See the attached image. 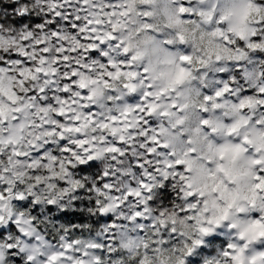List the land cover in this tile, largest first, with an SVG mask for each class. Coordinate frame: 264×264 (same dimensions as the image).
Wrapping results in <instances>:
<instances>
[{
  "label": "clouds",
  "instance_id": "obj_1",
  "mask_svg": "<svg viewBox=\"0 0 264 264\" xmlns=\"http://www.w3.org/2000/svg\"><path fill=\"white\" fill-rule=\"evenodd\" d=\"M193 6L204 15L180 17L170 0H126L123 8L135 24L128 28L121 24L115 31L111 24L93 25L109 44L106 32L118 39L128 37L129 54L142 53L135 61L140 77L147 68L155 91L164 90L165 95L177 97L178 105H186L178 115L187 119L175 129L168 122H176L177 116L172 115L176 110L157 108L150 127L168 147L157 148L149 160L143 150L147 144L142 143L145 129L135 112L145 91L141 79L134 81L119 70L110 77L100 57L93 59L88 51L89 44L96 42L85 40L86 34L74 30L65 16H55V11L63 14L66 8L52 9L51 0H0V61L4 62L0 106L5 114L0 116V264H230L223 256L227 247L212 243L225 230L234 236L228 245L238 241L241 233L245 237L234 250L238 259L231 264H252L254 259L255 264H264V258L253 253V249L264 252L260 247L264 236L259 235L264 227L253 228L246 222V216L259 214L260 202L245 214L237 212L246 204L245 197L251 199L257 167L251 161L264 156V0H193ZM71 7L70 14L80 15L82 26L87 24L85 16L112 23L126 19L103 15L107 0H89L84 12L76 4ZM142 10L153 13L149 19L154 31L140 27ZM42 27L46 33L59 31L61 39L47 37L51 52L47 63L39 65L47 75L34 71L32 80L26 74L25 88L11 62L23 60L19 54L26 48V34L43 38ZM164 39L173 43H159ZM58 44L68 49L67 67L57 63ZM181 47L190 53L171 50ZM181 55H189L192 63H182ZM177 65L188 75L179 74ZM71 71L78 72L68 85H74L75 91L59 108L41 106L28 97L30 91L53 85L63 91L64 76ZM221 76L229 78L227 83L236 92L218 99L206 94ZM81 95L86 98L81 100ZM207 96L213 97L211 105ZM205 107L207 114L201 111ZM165 111L169 115L161 114ZM59 112H64L63 123L57 120ZM205 116L224 125L209 137L212 151L209 141L197 143L212 157V164L192 159L184 172L168 169L172 157L165 153L175 151L176 158H183L187 147L183 141L188 133L180 136L181 127L195 129ZM233 127L237 130L230 132ZM237 144L245 150L235 151ZM216 148L226 150L225 160L216 159ZM141 161L147 167L138 170ZM217 163L232 174L248 173L239 181V198L228 219L219 224L209 223L224 213L213 208L214 181L206 171ZM149 168L157 170L149 172ZM187 192L203 194L208 212L203 213L199 201L193 207Z\"/></svg>",
  "mask_w": 264,
  "mask_h": 264
},
{
  "label": "snow or ice",
  "instance_id": "obj_2",
  "mask_svg": "<svg viewBox=\"0 0 264 264\" xmlns=\"http://www.w3.org/2000/svg\"><path fill=\"white\" fill-rule=\"evenodd\" d=\"M89 0H51V7L52 9H57L58 7H64L67 9L65 13H61L60 11H55L56 17H61L62 15L66 17L65 22L70 23L74 30L80 31L81 33L86 34L84 36L85 40L88 41H95L96 44L99 45V48L96 47V44H89L88 51L92 53L93 59L95 57H100L101 62L108 67L109 72L108 75L111 77L112 73L114 71L119 70L121 74L127 75L129 78L136 81L138 78L142 81V87L145 89L144 92H142L141 96L138 97L140 100V103L136 106L135 112L138 116V122L141 123L144 126L145 133L144 138L142 139V143L147 144V148L143 149L148 155L149 160L152 159L153 153L156 152L157 148H159L161 151L166 149L168 145L166 143H162L159 138V133L156 132L154 128H151L150 125L153 123L152 116L154 113H156L157 108L161 106H166L171 109H175L176 112L172 113V115L177 116V120L175 123H173L171 120H169V125L172 129H175L177 125H183L184 121L187 119V116L179 117V113L184 112L186 105H178L176 102L177 97L165 95L164 90L155 91L153 88V77L148 76V69H144L145 75L143 77H140V74L137 71V66L135 64V61L139 58L142 53H137L136 55H130V46L125 44V40L128 39V37H122L117 38L112 34V32H106L108 40H111L112 43H107L104 39H102L99 35H97L98 31H101L99 27H93L95 24L96 26H100L102 24H111L112 31H115L117 27H119L121 24L125 28H128L130 24H135V21L131 20L129 17V11L127 9H124L123 6L126 2V0H107V8L108 10L103 13V15H109L110 16H121V21H117L116 23H112L111 19L107 21H101L99 19H91L88 16H85V19L87 20L86 25H81V16L76 15L72 16L70 13L72 11V5L76 4L79 8L80 12H84L85 9L88 6ZM148 2V0H146ZM172 4L175 5V12L180 16L184 18H190L195 15H201L203 16V12H199L197 8L193 6V0H170ZM26 10L21 9L20 13L24 14ZM143 17V20L140 23V27L145 31H154L153 25L150 23V17L153 15L151 11L148 10H142L141 13H139ZM59 22V21H57ZM181 21H177V23H180ZM188 22H191L190 20ZM40 33L43 34V38L39 35H34L32 33H28L24 36V40L27 41L26 48L23 52H21L19 55L23 57V60L17 59L15 61H12L11 63L14 64L19 69V78L20 83L27 88V85L24 84V80L22 79L27 74L31 77L32 80L36 79V76L33 75V72L40 73L42 75H47L43 72V69L39 67L40 64H46L47 60L49 58L51 50L47 47L46 40L49 35H52L56 38L57 41L61 39V33L59 31L55 33H46L44 28L42 27L40 30ZM131 31V29H129ZM178 39L182 42L184 37L180 35ZM159 43L162 44H172L173 40L171 39H164L159 41ZM56 58L57 63L59 64L61 61L63 62L64 66L67 67L69 64V55H68V49L60 47L59 44L56 49ZM180 61L182 63L191 64L192 59L189 55H181L179 57ZM4 62L0 61V65H3ZM77 67H79L77 65ZM178 73L181 75H188L186 70L183 67H180L177 65ZM70 70V69H69ZM78 72L71 71L70 75L64 76V86L63 91H60V89L55 88L53 85V88H40L38 90H33L28 93V97L31 99H35L41 103V106H47L52 105L53 107L59 108L61 102H67L69 97L72 95V93L75 91V86L73 85L72 88H69L68 85H72V82L77 79ZM81 88L84 87L83 84L80 85ZM127 87V86H126ZM135 89L133 88V91ZM37 91L39 92V95H37ZM172 91H175L174 89ZM52 92H58L59 95H50ZM236 92V89H234L232 84L226 83L221 90H218L215 92V98H219L222 95L229 94L232 95ZM179 93H177V96ZM163 97V98H162ZM86 97L81 95L80 99L83 100ZM9 99H12V96H9ZM213 97L207 96L206 102L211 105ZM219 107V105H216ZM201 111L205 114L208 113V108H202ZM162 115H169L167 111L161 113ZM3 106H0V116H4ZM63 117L64 112H59L57 115V120L60 123H63ZM6 118V117H5ZM162 123V122H161ZM224 127V125L214 124V122L210 118L202 117L199 120V124L195 129H184L181 127L179 135L184 136L186 133L187 139L183 141V143L187 146L185 151L182 153L183 158H176V153L173 151L172 153H165V155H170L172 157V160L170 163H167V168L172 169L175 167V170L177 174L185 171V166L190 165V162L192 159L195 160H202L205 164H212V157L206 156L204 152H202L198 146L197 143L200 139H203L205 141H209V137L214 136L217 134L220 128ZM237 129L236 127L231 128L230 132H235ZM195 137V138H194ZM244 144L248 143V140L245 138L243 141ZM208 149L209 151H212L213 144L211 141L208 142ZM234 150L239 152L242 150H245L242 148V145L237 144L234 147ZM71 149H65V152H69ZM259 151V150H257ZM225 152L226 150L223 148H216L215 152L213 153L217 160L223 161L225 160ZM187 158V159H186ZM159 163V161H157ZM251 163L255 164L256 167V174L253 177V180L255 181L254 184L250 186V192H251V199L248 197H245V200L247 201L246 204L243 207L237 208V212L241 214H245L246 210L251 208H257V201L260 202L259 204V214H253L251 216H246V222L249 224L250 227H264V156H258L255 159L251 161ZM142 167H147V165L143 164V161L140 162L138 165V170ZM156 168H149V172H155ZM191 167H187V171L191 172ZM211 179L214 181V183L211 186V192L214 195V199L212 201L213 208L217 210L218 212L224 213V215L220 217L213 216L212 220L209 221V223H212L215 221L217 224H219L220 220H227L228 219V212L230 209H232L235 206L236 200L239 198V189L238 184L240 179L243 175H247L248 173L244 174H232L223 164L217 163L213 167H209L206 169ZM178 179H181L179 175L177 176ZM144 183H147V181H144ZM105 187H109L107 183L105 182ZM133 188L136 187L135 184L132 185ZM188 187H191V185H188ZM135 195H140L139 192L135 193ZM187 196L191 197L190 204L195 207L197 205V202L199 201V207L203 209V213L208 212L207 207V201L203 199V194H201V197H197L192 192H187ZM128 199H133V193H128ZM192 215H196V212L191 211ZM201 213V215H203ZM139 215V212L137 213ZM153 227V230H155V225H151ZM231 227L235 228V224L231 225ZM204 232H207V228L201 229ZM260 236H264V232L259 233ZM245 239L244 234L241 233L239 236L238 241H234L232 244H229L227 246V250L223 251V256L230 262L236 261L238 257L234 254V250L238 243L243 242ZM260 247H264V245H261ZM67 250L70 253L72 251V241H68ZM242 251V249H241ZM253 253L255 257L264 258V252H257L256 249H253ZM53 259H56V257H53ZM252 264H255V259L253 260Z\"/></svg>",
  "mask_w": 264,
  "mask_h": 264
},
{
  "label": "rangeland",
  "instance_id": "obj_3",
  "mask_svg": "<svg viewBox=\"0 0 264 264\" xmlns=\"http://www.w3.org/2000/svg\"><path fill=\"white\" fill-rule=\"evenodd\" d=\"M173 51H175L177 54L183 53V54H189L190 53V49H184L183 47L181 48H177V49H171ZM228 77L227 76H221L218 80L213 81V83L216 84V87L207 91L206 94L208 95H214L216 91L221 90L223 88V86L228 82ZM205 118H208L207 116H205ZM234 238V236L230 233L227 232V230L222 231L217 237H215L214 239H217L216 241H212V243L214 244H221L225 247H227L228 242L230 240H232ZM224 241L225 243L222 244L221 241Z\"/></svg>",
  "mask_w": 264,
  "mask_h": 264
},
{
  "label": "trees",
  "instance_id": "obj_4",
  "mask_svg": "<svg viewBox=\"0 0 264 264\" xmlns=\"http://www.w3.org/2000/svg\"><path fill=\"white\" fill-rule=\"evenodd\" d=\"M217 239H214V241H216ZM219 241H221L222 242V244H224L225 242L224 241H222V240H219Z\"/></svg>",
  "mask_w": 264,
  "mask_h": 264
}]
</instances>
